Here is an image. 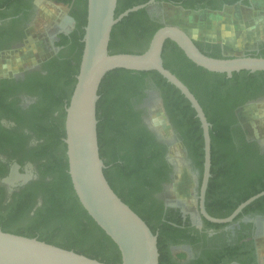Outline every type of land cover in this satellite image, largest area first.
<instances>
[{
    "label": "trees",
    "instance_id": "obj_1",
    "mask_svg": "<svg viewBox=\"0 0 264 264\" xmlns=\"http://www.w3.org/2000/svg\"><path fill=\"white\" fill-rule=\"evenodd\" d=\"M58 1L81 6L80 13L72 11L76 18L75 30L62 34L57 42L59 46L71 42L70 50H64L45 62L43 70L46 72L38 76V72H33L26 80L15 82L39 95V100L24 115L12 111V104L0 97V118L8 116L15 121L12 127L0 122V153L17 159L20 164L33 161L38 172L37 178L13 192H9L7 185L0 181V229L37 237L107 263L121 264L123 256L118 244L89 214L76 193L65 141L66 107L80 71L88 0ZM148 1L118 0L116 15ZM165 1L187 10L211 11L222 10L223 3L230 6L239 1L247 5L251 3L250 0ZM30 8L31 0H8L0 9V20H4L0 24V49L11 47L25 38ZM164 24L161 19L150 15L148 7L131 12L114 25L110 52L145 51L155 32ZM195 42L211 56H226L221 43L197 39ZM260 51V56H264V46ZM163 59L164 65L196 95L212 124V174L206 207L214 217L229 216L242 202L264 190V154L257 142L246 138V131L241 126H232L233 118L222 89L240 76H245L244 83H251L255 73L264 71L242 70L234 72L231 77L225 72L210 71L191 60L172 39H167L164 44ZM152 82L161 88L168 111L201 169L202 180L205 142L201 120L190 100L157 70L116 68L104 76L97 103L99 146L106 165L104 172L111 186L158 235L159 264H171L166 238L190 224V218L184 219L181 213H173L172 207L163 215L158 211L155 195L172 180V165L167 158V144L149 128L143 119V110L138 108L145 96L144 89ZM31 139H36V143L30 144ZM8 171L0 160V180ZM220 178L224 179L222 183ZM216 187L224 194L232 195L230 206L229 199H214ZM263 206L264 195L245 206L237 217Z\"/></svg>",
    "mask_w": 264,
    "mask_h": 264
},
{
    "label": "water",
    "instance_id": "obj_2",
    "mask_svg": "<svg viewBox=\"0 0 264 264\" xmlns=\"http://www.w3.org/2000/svg\"><path fill=\"white\" fill-rule=\"evenodd\" d=\"M155 0L127 8L116 15L118 0H88V22L85 26L84 51L77 82L66 107V138L69 172L76 193L94 220L118 244L121 264H159L158 235L148 223L113 189L100 154L97 117L99 88L104 76L116 68L157 70L178 87L190 100L201 120L204 135V172L200 191L201 212L215 222L233 220L245 206L264 195V190L242 202L228 217H214L206 208V192L211 177V122L199 99L189 86L164 65L163 48L167 39L174 40L186 55L198 65L215 72L264 71V56L235 54L215 57L203 52L195 39L178 24L165 23L153 35L147 49L141 53H111L112 30L116 23L133 11L148 7ZM63 5V4H62ZM65 6V5H64ZM70 21L74 17L67 11ZM158 139L170 142L149 125ZM170 162L174 163L172 159ZM18 165L13 167L12 176ZM177 171V168H175ZM32 174L22 175L24 180ZM19 178L6 177L14 185ZM0 264H113L92 258L73 249H67L37 237H30L0 229Z\"/></svg>",
    "mask_w": 264,
    "mask_h": 264
},
{
    "label": "flooded vegetation",
    "instance_id": "obj_3",
    "mask_svg": "<svg viewBox=\"0 0 264 264\" xmlns=\"http://www.w3.org/2000/svg\"><path fill=\"white\" fill-rule=\"evenodd\" d=\"M7 1L8 0H0V9H3L5 7ZM44 1L47 0H31V8L29 9L30 20L28 21L25 27V38L22 41L15 42L11 47L0 49V54H4V52H9L10 50L16 48L17 45H21L27 42L29 38L28 30L30 28L32 20L34 19L37 13L39 4ZM50 1L58 5L63 4L67 6V11L71 16L73 10L76 13H80L81 11V6L78 3L68 4L58 0ZM238 3L244 4L242 3V1H239ZM161 5H169L176 8H183L180 5L171 4L165 0H155L154 3L148 6V11L151 16L159 18L163 22L164 20L162 13L160 11H156L157 6L162 7ZM245 5L248 7H252L251 3L250 5ZM231 6L223 3V9ZM74 19L75 20L73 22L70 21L69 18L66 19V23H68V25H55L56 28H54L52 32V36L50 38L49 43V48L52 50V52L48 54V56L44 57L36 65L24 67L14 74L0 75V97L3 96L4 98L2 97V99L5 100L7 104H12V111H17L20 114L24 115L26 113V110H28L32 104L36 103L39 100V95L31 93L30 91L26 90L25 86H18L16 83H20L26 80L30 73L38 72L36 75L38 76L40 75V73L46 72L43 70L45 62H47L49 59L59 54L60 52L63 53L64 50L66 52L70 50L69 47L71 46V42L61 46L57 45V42L62 38V34H70L75 30L76 18L74 17ZM3 21L4 20L1 19L0 24H2ZM257 46L258 47L250 51L249 54L260 56V50L262 46H264V40L258 41ZM244 78L245 76H240L236 81L228 83L226 86H224L222 92L227 98V107L228 110L231 112V116L233 118L232 126L234 128H238L239 126H241L246 131V138L249 141L257 142L259 145L260 152L264 154V139L260 137L263 134H261V132L260 134H254L251 128L245 125L242 117V112L247 109H250L252 105H260L264 103V73H255V79L253 80V82L248 84L244 83ZM144 92L145 96L143 98V101L138 105V108L143 110L142 116L144 121L147 123L145 114L150 108V106L161 101V104L165 110V113L168 116L169 121L178 133L176 125L173 121V117L168 111L166 99L161 88H159L152 82L147 88L144 89ZM262 106L264 107V104ZM0 122L6 127H12L13 125H15V121L9 118L8 116H2L0 118ZM35 140L36 139H31L30 144L36 143ZM179 140H182V142L185 144L186 150L189 156L191 157V164L198 173V211L194 216L191 211L186 210L182 205L171 202L170 199H168L164 195V189L163 191H160L159 193H157V195H155V197L158 198V211L159 213H162V215L165 213V211L172 207L174 208V211H172L173 213H181L184 219H186L187 217L190 218V224L184 225L178 232L173 233V235H168L166 238L167 251L170 255L171 261L170 263L264 264V261H262L259 256L257 240L259 234L262 232L261 223L264 222V206L262 208L254 209L237 217L239 215L238 214L234 217L233 220L227 222H215L208 219L201 212V169L196 164L194 156L191 155L189 147L185 143L184 138L182 137ZM235 141L237 142L236 138ZM164 143L167 144L168 150H170V144H168L166 141ZM168 155L169 152L167 154V158ZM0 160L5 163L6 166L9 168L8 173L3 176L0 180L2 181V183H5L7 185L9 192H13L15 189L25 185L29 181L37 178L38 176L36 165L31 160H26L23 164H20L17 159H10L7 155L3 153H0ZM16 164L18 165V169L17 173H15L13 176L19 178V180L16 181L14 185H11L9 182L4 181V179L6 177H13V167ZM170 164L172 165L171 177L173 180L174 175L176 173V169L174 163L170 162ZM26 174H32V176L29 179L24 180V177L22 178V175ZM219 180L221 183L224 181L223 178H220ZM215 189L216 191L214 192V199H229L230 206L232 203L231 199H233L232 195L226 193L225 195L224 192H221V190L217 187ZM234 189L236 188L234 187ZM214 223H218L219 225H216Z\"/></svg>",
    "mask_w": 264,
    "mask_h": 264
},
{
    "label": "rangeland",
    "instance_id": "obj_4",
    "mask_svg": "<svg viewBox=\"0 0 264 264\" xmlns=\"http://www.w3.org/2000/svg\"><path fill=\"white\" fill-rule=\"evenodd\" d=\"M254 8L237 3L220 11L207 9L187 10L169 5L156 8L163 15L165 23L178 24L185 29L188 25L202 30L217 31L229 38L222 46L225 55L249 54L258 46L257 38L252 32L264 31V0H250ZM156 7V6H155ZM160 13V14H161ZM66 6L52 3L50 0L41 2L37 13L28 30L27 42L17 45L9 52L0 54V75L14 74L24 67L36 65L52 52L49 48L50 38L55 25H68ZM253 22L252 27L249 21ZM70 25V23H69ZM239 31H242L239 33ZM251 32V34L249 32ZM233 37V38H232ZM264 103L254 104L250 109L242 112L244 123L254 134H263L264 139ZM147 123L158 130L169 142L168 158L174 160L177 171L174 179L164 186V195L173 203L182 205L195 216L198 211V173L191 164L185 144L180 132L175 130L168 119L161 101L150 106L145 114ZM264 141V140H263ZM262 232L259 234L258 252L264 261V222L261 223Z\"/></svg>",
    "mask_w": 264,
    "mask_h": 264
},
{
    "label": "crops",
    "instance_id": "obj_5",
    "mask_svg": "<svg viewBox=\"0 0 264 264\" xmlns=\"http://www.w3.org/2000/svg\"><path fill=\"white\" fill-rule=\"evenodd\" d=\"M250 8H254V7L252 6ZM252 24H253L252 20L249 21V26L250 27H252ZM185 30L194 39L202 40V41H206V42L221 43V45L223 47H225V43L229 39L227 37L226 33L222 35L221 32H218V30L217 31H213V32H210V30H206V28L202 29V30H198V29L193 28L191 25H188L187 27H185ZM241 32L242 31H239V33H241ZM246 32H249V31H246ZM249 33L251 34V32H249ZM253 34L257 38V42L261 41V40H264V31H261V34H260V32L257 30V31L252 32L251 35L253 36Z\"/></svg>",
    "mask_w": 264,
    "mask_h": 264
},
{
    "label": "bare ground",
    "instance_id": "obj_6",
    "mask_svg": "<svg viewBox=\"0 0 264 264\" xmlns=\"http://www.w3.org/2000/svg\"><path fill=\"white\" fill-rule=\"evenodd\" d=\"M173 162H174V160H173ZM11 179H13V180H14V179H16V177H15V176H13V177H11Z\"/></svg>",
    "mask_w": 264,
    "mask_h": 264
}]
</instances>
